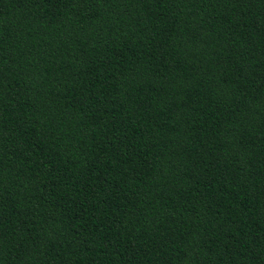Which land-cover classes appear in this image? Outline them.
Listing matches in <instances>:
<instances>
[{
  "label": "trees",
  "instance_id": "1",
  "mask_svg": "<svg viewBox=\"0 0 264 264\" xmlns=\"http://www.w3.org/2000/svg\"><path fill=\"white\" fill-rule=\"evenodd\" d=\"M0 264H264V0H0Z\"/></svg>",
  "mask_w": 264,
  "mask_h": 264
}]
</instances>
